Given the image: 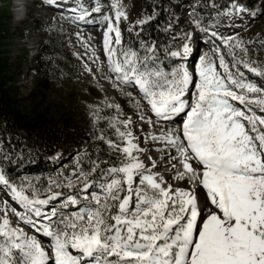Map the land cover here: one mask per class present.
<instances>
[{
    "label": "snow or ice",
    "instance_id": "6c2138e0",
    "mask_svg": "<svg viewBox=\"0 0 264 264\" xmlns=\"http://www.w3.org/2000/svg\"><path fill=\"white\" fill-rule=\"evenodd\" d=\"M65 3L61 13L67 11L77 20L92 13L104 15L99 2ZM109 7L115 12L114 17L104 16L106 78L122 92L137 88L138 98L125 95L137 106L146 104L157 122L180 121L150 139L161 142L160 151L179 165H172L173 178L202 186L208 203L198 205L194 190L165 186L164 177L152 171V158L146 165L134 155L143 150L127 130L130 119L116 121L125 129H116L123 146L111 139L106 143L122 153L120 159L100 161L110 165L106 169L90 160L89 171L80 169L77 185L50 180L41 198L29 178L16 181L0 169V183L9 188L8 199L15 205L12 213L36 233L12 226L5 203L0 264H264V114L254 110L264 113V87L248 80L235 65L262 77L264 67H250L242 40L220 36L235 61L232 69L223 54L217 58L204 54L192 72L183 65L169 71L154 42L140 41L139 49L114 46L122 43L116 22L126 13L117 0ZM233 14L254 16L237 0L228 10L229 16ZM194 23L201 28L199 19ZM182 48L165 52L183 58L191 49L186 42ZM237 48L244 59H236ZM138 119L152 123L150 115ZM100 139L105 141L103 135ZM52 186L65 190L52 192ZM73 207L76 210L65 211ZM37 235H43L47 244Z\"/></svg>",
    "mask_w": 264,
    "mask_h": 264
},
{
    "label": "trees",
    "instance_id": "16d2710c",
    "mask_svg": "<svg viewBox=\"0 0 264 264\" xmlns=\"http://www.w3.org/2000/svg\"><path fill=\"white\" fill-rule=\"evenodd\" d=\"M0 5V169L16 181L29 178L30 182L41 193L45 194L48 186L47 174L57 168L56 177L65 180L76 165L89 171V161H97L100 168H108L107 163L100 161H118L122 155L117 150H110L107 139L121 144L116 129L124 127L116 123L123 121L135 108L121 112V104L110 97L99 94L98 90L83 86L82 72L73 61V55L67 49L66 35L62 29L63 14L57 12L55 18L45 24L35 20L41 41L39 51L29 66L33 72L34 85L31 92L24 94L19 87L22 64L29 60V49L23 48L21 54L12 58V40L15 31L11 27V0ZM217 5L228 10L233 0H215ZM247 8L256 4L263 8L258 12L250 37L256 43H262L263 49L254 51L247 48V60L250 67H264V2L262 0H237ZM144 20H151L143 25L138 17L127 23L129 41L139 47V42H154L157 54L164 62L169 52L180 47V38L173 37L166 29L170 14L180 13L183 5H190L188 0H140ZM210 0H200L194 9L207 13ZM24 35V27L19 28ZM236 59H244V53L235 49ZM250 76H256L264 83V77L251 73L239 65ZM97 99V100H95ZM91 101V102H90ZM93 101H96L95 104ZM94 103L87 108L85 103ZM112 105V107H108ZM119 105V109L115 106ZM83 119L79 125L77 118ZM115 118V119H113ZM128 130V129H127ZM23 131L27 137H22ZM105 137L102 142L100 136ZM82 137H85L83 140ZM69 143H84L85 147L75 164L57 165L53 154L62 150ZM5 157L8 159L5 160ZM10 161V162H9ZM82 179V178H81Z\"/></svg>",
    "mask_w": 264,
    "mask_h": 264
},
{
    "label": "rangeland",
    "instance_id": "374dc122",
    "mask_svg": "<svg viewBox=\"0 0 264 264\" xmlns=\"http://www.w3.org/2000/svg\"><path fill=\"white\" fill-rule=\"evenodd\" d=\"M23 1V0H22ZM27 2V6L24 9H19L18 4L15 0L10 2V10H11V27L12 31H15L14 36L11 38L12 40V58H16L21 54L23 48L29 49V60L27 63L22 64V74L20 76L19 87L22 93L28 94L32 91L34 80H33V72L29 67L33 63V55L36 54L38 43L41 41V37L39 35V30L36 28L35 20H40L45 24H49L57 15V11H54L52 8L48 6L46 0H25ZM190 5H183L181 7L180 13L170 14V18L168 20V24L166 26L169 34H172L173 37L180 38L184 40L185 34H188L187 41L184 40V43H188L189 47L197 52L196 55H201L202 52L208 54L210 57L217 58L220 54L225 56V60L229 64V68L232 69L235 61L232 59V56L229 54V46L223 45L220 36L230 37L235 36L243 41L244 46L248 49L254 51H260L263 49L262 43H256L249 35L253 30L255 21L258 15V12L263 8L261 5L256 4L253 8H246L249 13H254V16L242 14V16L236 15H228V10L233 7V4L230 6L228 10L221 8L217 5L215 0H210V7L207 13L196 12L194 9L200 3V0H188ZM86 3H95L99 2L102 6V11L104 15L102 16L99 13H92L89 18L80 19L77 22L73 17H70L66 14L64 17L58 18L62 21V29L64 34L66 35V47L73 55V61L77 64L79 69L82 72L81 83L83 86L88 88H92L99 91V94H102L106 97H110L115 101H119L121 104V112L128 110L129 108H135L134 112L127 113L125 119H130L131 123L127 125L128 131L132 133V136L135 137L136 143L143 150L137 154V156L147 165L149 163V158L158 157L157 160L152 162V171L162 172L165 170H172V165L176 164L179 166L177 162L173 159H169L166 152L160 151L162 147L161 142H153L150 139L151 135H157V132L161 129L167 130L169 128H175L174 125L166 124L165 122L159 121L155 115H153L149 110L146 104H142L137 106V104L133 101L132 98L125 95V93H131V97L138 98L141 94L138 90H132L131 88H124V91H120L119 88L113 86L111 81L106 77L109 76V69L107 66L106 52L103 48V35L104 32L108 28V21L104 19V16H113L115 9L109 7V5L113 2V0H85ZM117 2L121 6V11L126 13V16L122 17L118 22H116V26L120 28L122 34V43L121 47L127 48L129 46L134 49H139V47L133 46L131 41H129V31L126 27L127 23H132L134 19L141 17L143 19L142 8L140 4V0H117ZM241 3L240 1H237ZM7 3L6 0H0V5H4ZM18 3V2H17ZM24 11V15H23ZM57 17V16H56ZM199 19L201 22V28L204 29L201 31V28H197L194 20ZM86 20L90 22V24L94 25L91 27L85 26ZM20 27H24V35L21 36L19 29ZM96 32L98 35V42H94L91 40L92 36H96ZM213 33H218V35H212ZM78 34V35H77ZM88 38L86 39V36ZM114 38V32H113ZM193 45V46H191ZM194 47V48H193ZM219 48L220 51L217 52L216 49ZM183 49V48H182ZM143 55V51L140 53ZM177 61L175 57H168L164 59V62L167 65H173V61ZM163 62V61H162ZM198 64V60L196 61ZM217 68L219 71H223L219 69L218 59L216 60ZM239 67V65H235ZM91 68V73L88 69ZM240 71L244 73V76L251 80L253 83L257 84L259 87H264V83L260 81L258 77L250 76L247 71H244L240 68ZM97 100V99H95ZM91 102V101H90ZM85 103L84 106H88L87 108H93L96 104L94 103ZM254 110L257 112V115L264 114L259 109L254 107ZM144 116H152V123L149 124L144 120H139L138 117ZM79 125L83 124V119L81 117L77 118ZM19 135L22 137H27V134L23 131L19 132ZM149 137V138H145ZM85 140V137H82ZM123 146V145H121ZM85 144L82 143H69L65 148L59 151V153H55L52 158L56 159L57 165L66 166L68 164H75L82 154L84 150ZM119 151V150H118ZM134 155H136L134 153ZM173 155L175 153L173 152ZM152 160V161H153ZM161 163H168L163 168L157 167L161 165ZM193 166L195 167V162H193ZM57 168H53L52 172L48 173L46 176L48 178V186L49 181H54L56 185H67L69 180L74 185H77L81 180L79 176V169L75 165L72 168V172L70 176H68L65 180L58 179L56 177ZM166 180H170V184L173 185V189L176 187H182L190 190H194V194H196L197 203L199 204H207L208 199L204 198L205 189L200 185L193 186L188 183L185 179L184 181H177L173 177L175 173L173 171H168L167 173H163ZM164 179V180H165ZM5 190V191H3ZM65 189L59 186H52V192H63ZM79 190V189H78ZM8 191V193L6 192ZM9 188H5V186L0 183V221L3 219L2 213L5 211V203H7V215L12 222V226H19L23 230L28 231L30 229L24 223H21L18 218L12 213L11 209L15 205L11 200L8 199L10 196ZM7 194V195H6ZM76 210L74 207L68 209V211Z\"/></svg>",
    "mask_w": 264,
    "mask_h": 264
},
{
    "label": "bare ground",
    "instance_id": "6f19581e",
    "mask_svg": "<svg viewBox=\"0 0 264 264\" xmlns=\"http://www.w3.org/2000/svg\"><path fill=\"white\" fill-rule=\"evenodd\" d=\"M17 2H15L16 4H18V6H19V9L21 10V9H24L26 6H27V2L25 1V0H16ZM23 15H24V11H23ZM94 35H96V36H92L91 37V40H93L94 42H98L99 41V39H98V33L96 32V34H94ZM86 36V35H85ZM88 38V36H86V39ZM122 147V146H121ZM158 158V157H157ZM157 158L155 157L154 158V160H157ZM153 160V159H152ZM154 160L152 161V162H154ZM168 163H161V165H158L157 167H164L165 165H167ZM168 171H169V174H170V172L172 171V170H165V169H163L162 170V172H160V173H162V175H163V173H167L168 174ZM163 177H164V175H163ZM164 179H165V177H164ZM165 182H170V180L168 181V180H165ZM165 186H167L166 185V183H165ZM3 191H5V190H3ZM204 193V198H206V192H203ZM196 195V194H195Z\"/></svg>",
    "mask_w": 264,
    "mask_h": 264
}]
</instances>
